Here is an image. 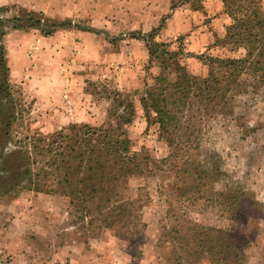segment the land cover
Returning a JSON list of instances; mask_svg holds the SVG:
<instances>
[{"label":"rangeland","instance_id":"1","mask_svg":"<svg viewBox=\"0 0 264 264\" xmlns=\"http://www.w3.org/2000/svg\"><path fill=\"white\" fill-rule=\"evenodd\" d=\"M230 22L222 0H30L1 6L0 142L13 148L14 140L70 123L115 124L108 111L118 90L126 97L130 121L122 126L132 150L165 157L169 148L140 103L162 65L149 55L151 39L177 51L189 73L205 75L202 55L244 53L225 39ZM11 30L27 34L6 38ZM223 111L194 149L197 163L189 164L203 170L205 184L181 173L188 158L127 177V194L141 195L145 221L132 236H123L117 225L99 229L86 218L77 220L64 196L18 188L0 195V264H77L80 258L82 264H176L173 212L210 228L207 245L182 264H264V87L237 96Z\"/></svg>","mask_w":264,"mask_h":264},{"label":"trees","instance_id":"2","mask_svg":"<svg viewBox=\"0 0 264 264\" xmlns=\"http://www.w3.org/2000/svg\"><path fill=\"white\" fill-rule=\"evenodd\" d=\"M222 3L231 17L225 39L242 46L244 53L202 55L208 65L205 75L189 73L176 58L177 51H169L164 42L151 39L149 55L160 57L162 65L154 82L143 90L140 103L147 118L153 114L158 135L169 148L165 157L155 160L132 150L122 126L130 121L123 105L126 97L115 90L110 101L113 111H108L116 116L115 124L110 120L98 126L70 123L51 133H32L14 140L13 148L0 142V195L18 188L64 196L77 220L86 218L90 226L97 224L99 229L117 225L120 233L129 237L143 228L145 221L141 195L127 194L128 176L151 173L160 163L172 166L188 158L187 165L180 166L181 173L205 184L203 170L189 166L196 162L194 149L198 150L204 133L237 96L264 87V7L260 0ZM39 23L37 19L30 26ZM170 72L174 76L169 77ZM242 74L253 79L245 81ZM118 106L121 111L115 109ZM5 124L9 126L10 122ZM170 218V231L178 248L173 260L182 264L184 257L197 254L207 245L210 228L184 213L173 212Z\"/></svg>","mask_w":264,"mask_h":264},{"label":"crops","instance_id":"3","mask_svg":"<svg viewBox=\"0 0 264 264\" xmlns=\"http://www.w3.org/2000/svg\"><path fill=\"white\" fill-rule=\"evenodd\" d=\"M29 1L30 0H0V7L1 6H5V5H9V4H14V3H16V4H20V5H28L29 4ZM36 2H38V1H36ZM38 5H40V6H43L42 4H39L38 3ZM23 33H25V34H27L26 32H18V31H13V30H11L8 34H6V38H13L14 36H19V34L21 35V36H23L22 34ZM85 34V33H84ZM54 36L55 35H52V36H50V37H44L43 39H46V40H50V39H52V38H54ZM89 35H88V33H87V35H85V37H88ZM19 48V47H18ZM9 50V49H8ZM53 50H54V47H53ZM10 55H11V52H8V63L10 62V64H9V66H10V68L12 69V68H14V66L12 65V63H11V58H9L10 57ZM16 60V59H15ZM12 61H13V58H12ZM78 262H77V264H82L83 262H85V260L84 259H78L77 260ZM56 264H59L58 262H56Z\"/></svg>","mask_w":264,"mask_h":264}]
</instances>
